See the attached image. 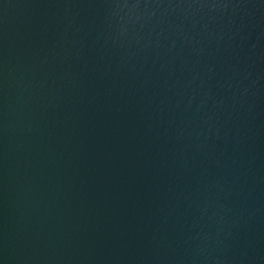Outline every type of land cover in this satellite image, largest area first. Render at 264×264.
<instances>
[{
	"label": "water",
	"instance_id": "1",
	"mask_svg": "<svg viewBox=\"0 0 264 264\" xmlns=\"http://www.w3.org/2000/svg\"><path fill=\"white\" fill-rule=\"evenodd\" d=\"M0 264H264V0H0Z\"/></svg>",
	"mask_w": 264,
	"mask_h": 264
}]
</instances>
